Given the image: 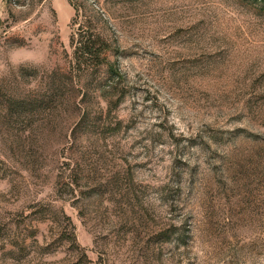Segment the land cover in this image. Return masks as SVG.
<instances>
[{
  "label": "rangeland",
  "instance_id": "374dc122",
  "mask_svg": "<svg viewBox=\"0 0 264 264\" xmlns=\"http://www.w3.org/2000/svg\"><path fill=\"white\" fill-rule=\"evenodd\" d=\"M0 264H264V0H0Z\"/></svg>",
  "mask_w": 264,
  "mask_h": 264
},
{
  "label": "trees",
  "instance_id": "16d2710c",
  "mask_svg": "<svg viewBox=\"0 0 264 264\" xmlns=\"http://www.w3.org/2000/svg\"><path fill=\"white\" fill-rule=\"evenodd\" d=\"M86 23L78 28L77 38L75 34H72L70 38V45L73 47L70 63L78 72H86L103 65L107 61V53L111 50L107 40L99 34H90Z\"/></svg>",
  "mask_w": 264,
  "mask_h": 264
}]
</instances>
